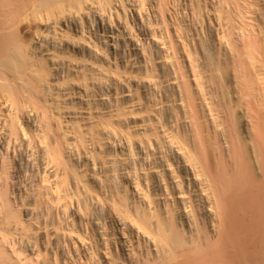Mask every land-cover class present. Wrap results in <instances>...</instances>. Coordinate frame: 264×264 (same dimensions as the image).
Segmentation results:
<instances>
[{
  "label": "bare ground",
  "instance_id": "obj_1",
  "mask_svg": "<svg viewBox=\"0 0 264 264\" xmlns=\"http://www.w3.org/2000/svg\"><path fill=\"white\" fill-rule=\"evenodd\" d=\"M13 239L264 264V0H0V264Z\"/></svg>",
  "mask_w": 264,
  "mask_h": 264
},
{
  "label": "rangeland",
  "instance_id": "obj_2",
  "mask_svg": "<svg viewBox=\"0 0 264 264\" xmlns=\"http://www.w3.org/2000/svg\"><path fill=\"white\" fill-rule=\"evenodd\" d=\"M17 239H18V238H15V240H17ZM15 240L13 239V242H12V240H11V242L9 241L10 243H8V244L11 246V247H10V246H8V247H10V248L13 247V248H12L13 250H14V248H17V246H19V244H17V243H16L17 241L15 242ZM14 242H15V243H14ZM11 243H12V244H11ZM13 243H14V244H17V245L15 246ZM18 243H19V242H18ZM12 245H13V246H12ZM20 248H21V249H20ZM19 249L22 250V247L19 246L17 249H15V250H16V254H15V250H14V252H13V253L16 255V256L14 255L15 258H17V256H18V258H19V260L17 259L18 262H19L18 264H25L23 261H25V258H26V257H27V258H30V257L32 256L33 259H30V260H34V261H35V260H38V255H37V253H31V254H30L29 251L26 252L27 250H25V251H21V252H20ZM23 250H24V249H23ZM18 252H20V255L17 254ZM27 253H28V254H27ZM24 254H25V255H24ZM23 255L26 256V257H25V258L22 257ZM34 255H36V256H34ZM28 256H29V257H28ZM39 256H40V255H39ZM20 257L23 258V259L21 260ZM32 257H31V258H32ZM35 258H36V259H35ZM40 259H41V258H40ZM40 259H39V260H40ZM28 260H29V259H28ZM34 261H33V262L31 261V262H32L33 264H36V263L38 264V263H39V262H37V261H35V262H34ZM20 262H21V263H20ZM32 263H31V264H32ZM26 264H27V263H26Z\"/></svg>",
  "mask_w": 264,
  "mask_h": 264
}]
</instances>
